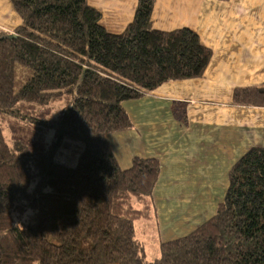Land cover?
Segmentation results:
<instances>
[{"label":"trees","instance_id":"16d2710c","mask_svg":"<svg viewBox=\"0 0 264 264\" xmlns=\"http://www.w3.org/2000/svg\"><path fill=\"white\" fill-rule=\"evenodd\" d=\"M11 2L22 25L0 32V264H264V148L234 164L210 220L149 261L135 222L151 217L160 164L123 170L107 143L132 127L125 101L203 76L212 52L199 36L153 29L154 0H139L119 35L88 0ZM17 66L33 72L19 91ZM232 104L264 108V83L235 89ZM3 118L56 125L58 139L21 152Z\"/></svg>","mask_w":264,"mask_h":264},{"label":"crops","instance_id":"0c3cea01","mask_svg":"<svg viewBox=\"0 0 264 264\" xmlns=\"http://www.w3.org/2000/svg\"><path fill=\"white\" fill-rule=\"evenodd\" d=\"M138 5L139 0H101L92 7L102 27L119 35L134 21ZM100 10L111 16L113 28ZM151 22L159 31L192 30L212 52L202 77L167 82L125 101L132 127L107 136L121 169H130L135 158L160 164L151 217L141 219L146 232L155 231L160 251L162 243L198 228L178 236V212L189 192L212 190L216 183L228 189L234 164L251 148H264V108L232 104L235 89L264 83V0H154ZM21 25L11 0H0V32Z\"/></svg>","mask_w":264,"mask_h":264},{"label":"rangeland","instance_id":"374dc122","mask_svg":"<svg viewBox=\"0 0 264 264\" xmlns=\"http://www.w3.org/2000/svg\"><path fill=\"white\" fill-rule=\"evenodd\" d=\"M101 0H88V3L95 7V4H98ZM103 11V9H101ZM100 10V11H101ZM101 11V12H102ZM104 20L111 27L110 19L111 16H105L102 12ZM113 28V27H111ZM105 29V28H104ZM106 30V29H105ZM107 31V30H106ZM108 32V31H107ZM110 33V32H109ZM33 72L25 67L17 66L15 70V89L19 91L22 89L24 84L29 80L32 76ZM68 100L58 104L57 112L59 116L62 115L64 110L69 106ZM26 105V104H25ZM31 105L27 104L26 106ZM37 106V105H35ZM2 125L4 127L6 140L11 145L15 140H20L21 143L26 142V149L21 152H36L38 150H47L54 142L58 139V129L57 126L54 125L52 127L38 126L32 123H25L20 120H12L8 118H3ZM13 145V144H12ZM207 189L204 191L194 190L187 194V201L185 200V207L182 212H178L180 218V223L177 228L178 236L182 235L185 232L186 228L192 229L193 227L201 226V221L204 223L206 219L211 217V213L214 211L213 206L220 202L223 196L226 193L227 187L222 184H215V187L209 192ZM197 215V218H195ZM145 220H138L135 222V230L137 238L143 242L145 246L146 258L149 261L154 260L158 254V244H157V235L155 231L151 228V230H144L143 224L146 223ZM180 224L182 226L180 227ZM189 229V230H190ZM147 233V238L144 237L143 232ZM188 235V234H186ZM184 235V236H186ZM184 236H179L184 237ZM178 240V239H177Z\"/></svg>","mask_w":264,"mask_h":264}]
</instances>
